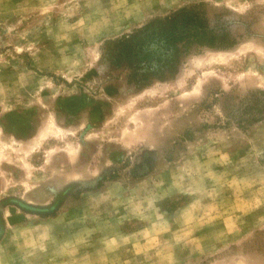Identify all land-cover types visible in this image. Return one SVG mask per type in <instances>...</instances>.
Instances as JSON below:
<instances>
[{"label":"rangeland","instance_id":"374dc122","mask_svg":"<svg viewBox=\"0 0 264 264\" xmlns=\"http://www.w3.org/2000/svg\"><path fill=\"white\" fill-rule=\"evenodd\" d=\"M180 10L235 45L102 59ZM0 264H264V0H0Z\"/></svg>","mask_w":264,"mask_h":264},{"label":"trees","instance_id":"16d2710c","mask_svg":"<svg viewBox=\"0 0 264 264\" xmlns=\"http://www.w3.org/2000/svg\"><path fill=\"white\" fill-rule=\"evenodd\" d=\"M234 45L228 33L207 30L198 13L180 10L108 41L101 57L124 63L127 83L140 90L153 80L164 81L172 76L180 56L198 54L205 48L226 50Z\"/></svg>","mask_w":264,"mask_h":264}]
</instances>
